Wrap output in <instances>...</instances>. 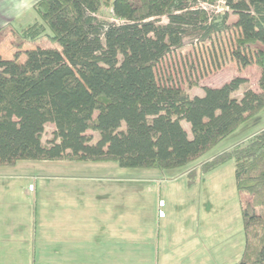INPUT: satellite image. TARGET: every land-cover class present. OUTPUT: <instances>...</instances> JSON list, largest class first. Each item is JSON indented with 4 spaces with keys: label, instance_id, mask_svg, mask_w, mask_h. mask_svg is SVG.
Listing matches in <instances>:
<instances>
[{
    "label": "trees",
    "instance_id": "16d2710c",
    "mask_svg": "<svg viewBox=\"0 0 264 264\" xmlns=\"http://www.w3.org/2000/svg\"><path fill=\"white\" fill-rule=\"evenodd\" d=\"M216 1L37 0L33 22L0 27V42L7 29L15 36L12 56L0 50V166L68 159L168 171L200 159L264 108V0H224L211 15L203 4ZM215 36L228 38L238 63L258 67L241 97L244 75L191 95L157 72L186 37ZM228 159L245 232L233 264H264V128L189 170L188 185Z\"/></svg>",
    "mask_w": 264,
    "mask_h": 264
},
{
    "label": "crops",
    "instance_id": "0c3cea01",
    "mask_svg": "<svg viewBox=\"0 0 264 264\" xmlns=\"http://www.w3.org/2000/svg\"><path fill=\"white\" fill-rule=\"evenodd\" d=\"M36 1L0 0V27L30 23ZM191 164L187 165L190 169ZM7 167L0 166V264H32L38 244L43 242L51 247L46 253L67 255L83 253L78 249L80 244L91 243L96 254L110 255L108 260L114 264H209L214 259L202 252L200 245L193 247L189 242L193 238L191 204L176 211L182 219L178 224L172 220L176 224L170 232L165 236L160 232V221L171 220L160 204L191 200L190 190L197 184L189 186L188 179L185 184L176 182L187 178V167L176 172L171 181L164 179V172L155 171L142 180L121 177L103 181L92 176L97 181H87L79 175L29 183L4 180L13 173ZM123 254L126 256H117Z\"/></svg>",
    "mask_w": 264,
    "mask_h": 264
},
{
    "label": "rangeland",
    "instance_id": "374dc122",
    "mask_svg": "<svg viewBox=\"0 0 264 264\" xmlns=\"http://www.w3.org/2000/svg\"><path fill=\"white\" fill-rule=\"evenodd\" d=\"M203 5L211 15H220L226 9L224 0H217L215 3ZM33 13L34 18L30 16L32 18L29 21L30 23L36 17L35 11ZM99 15L102 18L114 19L108 8H103ZM24 16H29V13ZM26 18L24 20H27ZM235 18L234 14H230V20ZM163 21L166 22L167 18H163ZM9 26L7 25L8 28ZM14 26L17 29V26L20 28V25L14 24ZM6 33L0 42V50L5 56H12L15 47L10 42L15 39V36L9 29H7ZM49 44L48 42L45 45ZM27 46L32 47L33 44H26L24 47ZM230 53L231 44L228 38L215 36L211 41L201 43L195 37H186L184 46L168 55L157 67V72L160 75L173 73V77L177 81H181L183 87L191 95L203 94V88L206 85H221L236 75H244L248 77V82L235 92L236 96L241 97L247 86H256L258 67L255 63L244 66L238 63ZM24 58L25 55L22 56V59ZM184 124L188 129L189 124L186 122ZM263 128L264 108L251 119L242 123L232 134L206 152L200 159L192 162L191 168L199 167L203 162L246 140ZM54 130V125L48 124L46 126L43 134L44 142L53 137ZM93 133L96 140L98 134L96 132ZM186 167L162 171V173H165L163 177L165 176L164 179L171 181L175 178L174 174L176 172L182 168L186 169ZM7 168L13 173L5 175L4 180L17 183H29L28 181L30 180L38 182L52 181V179L73 178L79 175L81 178L86 176L87 181L96 180L91 179L92 176H99L103 181H105V178H112L107 181L122 180L121 177H136L142 180V177L148 172L156 171L160 173L159 171H161L155 168H125L113 161L93 162L78 160H21L17 166H9ZM188 170L191 169L188 168ZM28 176L32 177V179ZM176 182L185 184L187 178L182 177ZM163 197L166 199L165 195ZM184 199L187 201L191 200L172 204L166 201V204H160V210H163V214L166 212L171 218V220L168 218L167 223L164 220L160 221L161 234L165 236L167 232H170L171 226L176 224L175 221H172L173 219L177 221V224L181 222L182 216L176 211L180 209L182 211V208L191 204L193 218L189 226L191 229L190 236L193 238L190 239V244L193 247L198 244L202 252L213 255L214 259L209 260V264H233L237 262L241 258L245 247V232L240 194L235 177L234 159H228L218 168L203 174L199 178L196 187L190 190V198L184 197ZM172 230H175V228H172ZM183 246L181 244L179 246L180 249ZM47 248L51 249L46 242L38 244V253L36 259L33 257L35 261L32 264H114L108 260L110 255L96 254L95 246L91 243H88V245L80 244L78 249L83 251V253L75 255H72L73 253L71 255L56 254L54 251H52L53 253L50 251L46 253ZM117 256L123 257L126 255ZM2 257L4 256L2 255ZM6 257L9 260L12 258L9 254Z\"/></svg>",
    "mask_w": 264,
    "mask_h": 264
},
{
    "label": "built area",
    "instance_id": "2783aa9c",
    "mask_svg": "<svg viewBox=\"0 0 264 264\" xmlns=\"http://www.w3.org/2000/svg\"><path fill=\"white\" fill-rule=\"evenodd\" d=\"M31 188H33V185L31 186Z\"/></svg>",
    "mask_w": 264,
    "mask_h": 264
}]
</instances>
